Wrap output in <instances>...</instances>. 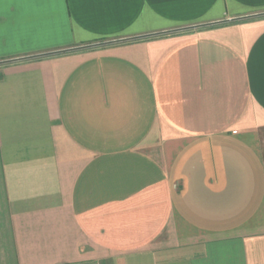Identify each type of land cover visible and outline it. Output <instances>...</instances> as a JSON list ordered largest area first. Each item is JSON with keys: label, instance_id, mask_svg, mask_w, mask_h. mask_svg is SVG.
I'll list each match as a JSON object with an SVG mask.
<instances>
[{"label": "crops", "instance_id": "obj_1", "mask_svg": "<svg viewBox=\"0 0 264 264\" xmlns=\"http://www.w3.org/2000/svg\"><path fill=\"white\" fill-rule=\"evenodd\" d=\"M0 264H264V0H0Z\"/></svg>", "mask_w": 264, "mask_h": 264}]
</instances>
